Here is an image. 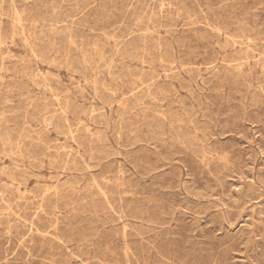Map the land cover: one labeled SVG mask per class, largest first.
<instances>
[{
    "label": "rangeland",
    "instance_id": "obj_1",
    "mask_svg": "<svg viewBox=\"0 0 264 264\" xmlns=\"http://www.w3.org/2000/svg\"><path fill=\"white\" fill-rule=\"evenodd\" d=\"M0 264H264V0H0Z\"/></svg>",
    "mask_w": 264,
    "mask_h": 264
},
{
    "label": "bare ground",
    "instance_id": "obj_2",
    "mask_svg": "<svg viewBox=\"0 0 264 264\" xmlns=\"http://www.w3.org/2000/svg\"><path fill=\"white\" fill-rule=\"evenodd\" d=\"M143 21V20H142ZM202 159V158H201ZM103 195V194H102ZM106 196V195H105Z\"/></svg>",
    "mask_w": 264,
    "mask_h": 264
}]
</instances>
